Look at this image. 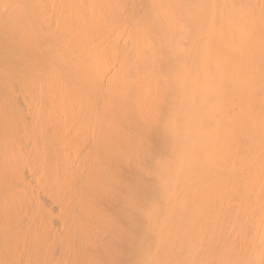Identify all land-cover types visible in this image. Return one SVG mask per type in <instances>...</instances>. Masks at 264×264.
I'll list each match as a JSON object with an SVG mask.
<instances>
[{
  "label": "bare ground",
  "instance_id": "1",
  "mask_svg": "<svg viewBox=\"0 0 264 264\" xmlns=\"http://www.w3.org/2000/svg\"><path fill=\"white\" fill-rule=\"evenodd\" d=\"M0 264H264V0H0Z\"/></svg>",
  "mask_w": 264,
  "mask_h": 264
}]
</instances>
